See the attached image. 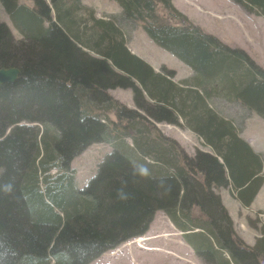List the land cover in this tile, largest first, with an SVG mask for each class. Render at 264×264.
Listing matches in <instances>:
<instances>
[{
	"label": "trees",
	"instance_id": "obj_1",
	"mask_svg": "<svg viewBox=\"0 0 264 264\" xmlns=\"http://www.w3.org/2000/svg\"><path fill=\"white\" fill-rule=\"evenodd\" d=\"M113 1L118 17L74 19L80 0H0L21 36L0 23V69L19 71L0 86V264H91L144 236L158 211L201 264H264L262 213L246 217L249 247L218 193L247 209L264 183V159L209 103L220 96L264 120L263 68L172 0ZM232 1L264 18V0ZM119 22L140 25L194 76L175 82L174 71L131 54ZM116 88L131 90L134 109L109 95ZM156 124L189 130L207 151L190 156ZM95 144L111 151L78 189L71 163ZM122 186L127 200L118 198Z\"/></svg>",
	"mask_w": 264,
	"mask_h": 264
},
{
	"label": "rangeland",
	"instance_id": "obj_2",
	"mask_svg": "<svg viewBox=\"0 0 264 264\" xmlns=\"http://www.w3.org/2000/svg\"><path fill=\"white\" fill-rule=\"evenodd\" d=\"M16 1L19 5L31 7L30 0ZM194 3L191 0H172L174 7L179 12L181 11L180 13L188 16L192 23L200 27L204 33L216 37L229 47H239L244 50L264 70L263 17L248 14L232 0H195ZM80 4L82 9L76 12L73 16L74 19L86 17L88 11L95 13L97 18L118 17L120 14L119 7L112 0H81ZM0 23L8 27L15 40L21 39L20 33L14 29L1 3ZM118 24L120 25V22ZM120 26L123 28L131 53L139 55L156 72H159L162 67L167 71H174L173 80L175 82L183 79L188 80L194 76V73L181 62L154 45L146 37L140 25L131 27L123 23ZM108 93L128 108H135L131 90L116 88L108 91ZM209 103L223 117L233 120L238 126H241L239 127L240 134H244L245 138L250 140L254 150L262 153L264 159V121L238 105L227 102L220 96L213 95ZM104 115L107 119H112L110 112H105ZM156 127L163 136L174 140L190 156H193L196 151H207L195 135L185 128L167 124H156ZM126 143L131 146L129 139ZM110 151L111 148L106 144H95L72 161L70 168L75 172L78 189H82L96 174L98 164ZM220 191L224 190L220 189ZM222 196L228 210L233 215L236 232L242 234L241 230L247 227L246 217L249 216H244L246 212L242 210L236 212L234 201L225 192ZM254 209L261 212V217L264 218V188L255 201ZM162 214L164 213L158 211L147 234L140 237V240H129L115 250L103 254L91 264H200L192 250L183 242L181 234L175 231L168 219ZM255 215L256 213L253 217ZM243 237L246 239V245L249 246L251 242L254 243L248 233L243 234Z\"/></svg>",
	"mask_w": 264,
	"mask_h": 264
},
{
	"label": "crops",
	"instance_id": "obj_3",
	"mask_svg": "<svg viewBox=\"0 0 264 264\" xmlns=\"http://www.w3.org/2000/svg\"><path fill=\"white\" fill-rule=\"evenodd\" d=\"M194 1L195 0H191V2L192 3H194ZM195 4V3H194ZM127 48L128 49H130V46L127 44ZM240 137L249 145V147L256 153V154H259V155H261L262 156V153H260V152H258V151H255L254 150V148H253V145L251 144V142H250V140L249 139H247V138H245V135L244 134H240ZM263 188H264V183H263V185H262V187H261V189L259 190V192H258V194L256 195V197H255V199H254V201H253V203L247 208V209H242V208H240L239 207V205L238 204H236L235 202V205H234V207H235V210H236V212H238V210L240 211V210H242V211H244V212H246L245 213V215L244 216H249V217H253V215L255 214V213H257V209H254V204H255V201H256V199H257V197L259 196V194L260 193H262L263 192ZM226 193L228 196H229V194H228V192L227 191H218V193L220 194V196H221V200H222V203H223V205L225 206V208L227 209V211H228V213H229V215H230V217H231V219L233 220V222L235 223V221H234V219H233V215L230 213V211L228 210V207H227V204L225 203V201H224V198H223V193ZM229 198H230V196H229ZM249 213H254L253 215H247V214H249ZM163 215V214H162ZM264 216V215H263ZM233 223V224H234ZM235 227V226H234ZM149 228H150V226H149ZM241 228H243V226L241 225ZM236 230V229H235ZM175 231H178V230H176L175 229ZM251 230L248 228V227H246V228H244V229H242L241 230V233L242 234H238V232H237V234L239 235V237L245 242L246 241V239L243 237V234H245V233H248L251 237H252V240L254 241V237H255V234H254V232L253 231H251ZM179 232V231H178ZM180 234H181V236H182V233L181 232H179ZM246 237V236H245ZM182 240H183V242L192 250V252L194 253V251H193V249H192V247L185 241V239L183 238V236H182ZM251 240V241H252ZM246 244V243H245ZM254 245V243L253 242H251V244H249V246H253ZM195 254V253H194ZM196 256V255H195ZM197 257V256H196ZM198 259V258H197ZM199 260V259H198ZM199 262H200V260H199ZM200 264H201V262H200Z\"/></svg>",
	"mask_w": 264,
	"mask_h": 264
},
{
	"label": "water",
	"instance_id": "obj_4",
	"mask_svg": "<svg viewBox=\"0 0 264 264\" xmlns=\"http://www.w3.org/2000/svg\"><path fill=\"white\" fill-rule=\"evenodd\" d=\"M18 76L19 71L16 68L0 69V86L14 83Z\"/></svg>",
	"mask_w": 264,
	"mask_h": 264
},
{
	"label": "clouds",
	"instance_id": "obj_5",
	"mask_svg": "<svg viewBox=\"0 0 264 264\" xmlns=\"http://www.w3.org/2000/svg\"><path fill=\"white\" fill-rule=\"evenodd\" d=\"M84 153V152H83ZM140 172H141V175H147V170L146 169H144V168H141L140 169ZM4 190L7 192V191H10L11 190V185L10 184H7V185H5L4 186ZM117 195H118V198L119 199H121V200H127V199H129L130 198V194H127V193H125L124 192V188H123V186L120 188V189H118L117 190ZM158 212H156L155 213V215L157 214ZM155 215H154V217H155ZM165 217H166V219H168L167 218V216L165 215V214H163ZM154 217H153V220H154ZM153 220H152V222H153ZM168 221L170 222V220L168 219ZM152 222H151V224H152ZM150 224V225H151ZM170 224L172 225V223L170 222ZM173 226V225H172ZM173 228L175 229V227L173 226ZM148 232V231H147ZM143 237V236H142ZM101 257V256H100ZM96 261V260H95ZM93 263V262H92Z\"/></svg>",
	"mask_w": 264,
	"mask_h": 264
},
{
	"label": "bare ground",
	"instance_id": "obj_6",
	"mask_svg": "<svg viewBox=\"0 0 264 264\" xmlns=\"http://www.w3.org/2000/svg\"><path fill=\"white\" fill-rule=\"evenodd\" d=\"M140 240V239H139Z\"/></svg>",
	"mask_w": 264,
	"mask_h": 264
}]
</instances>
